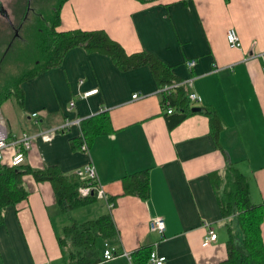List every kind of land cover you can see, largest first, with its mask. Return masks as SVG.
Instances as JSON below:
<instances>
[{
    "label": "crops",
    "instance_id": "crops-1",
    "mask_svg": "<svg viewBox=\"0 0 264 264\" xmlns=\"http://www.w3.org/2000/svg\"><path fill=\"white\" fill-rule=\"evenodd\" d=\"M229 27L238 48L226 44ZM73 29L103 30L126 53H152L173 75L190 81L188 91L200 97L191 106L200 111L167 128L147 66L121 72L108 56L79 46L58 67L22 82V107L9 98L0 111L10 136L31 135L24 163L37 169L56 165L81 180L87 179L84 167L93 165L95 180L88 182L99 183L103 195L93 190L92 203L63 213L48 182L23 176L27 197L3 211L0 264H66L57 243L61 228L71 219L83 221L81 213L107 212L118 233L100 246L128 253L149 246L165 258L163 264H220L225 240L217 233L223 227L207 173L233 163L248 180L251 202L264 204V0H65L57 30ZM189 59L194 65L187 69ZM92 88L96 93L79 98ZM203 108L219 117L217 144ZM101 110L113 131L96 136L87 151L72 149L69 139L78 135V124L65 122ZM11 153L4 148L0 162L8 164ZM143 169L148 198L122 194L120 179ZM155 216L163 219L161 233L148 228ZM207 225L216 239L202 245ZM261 239L264 245V212ZM107 264L130 261L116 256Z\"/></svg>",
    "mask_w": 264,
    "mask_h": 264
},
{
    "label": "trees",
    "instance_id": "trees-1",
    "mask_svg": "<svg viewBox=\"0 0 264 264\" xmlns=\"http://www.w3.org/2000/svg\"><path fill=\"white\" fill-rule=\"evenodd\" d=\"M64 1L56 0L52 13L50 12L51 14L47 16L36 12L32 19L24 20L22 18L24 9L19 8V3L16 1L17 5L13 9V13L19 14L16 23L22 22L19 31L27 33L34 29L39 34L37 35L39 39L35 38L36 45L29 39L28 33L25 38L19 34L20 40L22 37V42L25 43L22 52L30 51L35 47L37 52L34 60L31 59L32 62L29 60L30 55L28 54V57L23 53L19 56L18 52L15 56L17 59L19 57L24 65L31 64V67L25 69L16 78L5 82L4 86L0 88V104L6 99L12 98L21 108L23 92L20 84L46 70L58 67L65 53L71 48L79 46L87 53L95 52L108 56L121 72L147 66L159 92L160 105L164 111L167 128H172L187 115L192 114L190 111L192 106L187 99L186 85L177 86L174 93L162 90L163 87L179 82L180 79L173 75L171 69L161 63L152 53L146 51L126 53L103 30L58 31L59 8ZM139 1L150 2L153 0ZM15 41L17 42V39ZM1 59L0 56V61ZM167 107L171 109L170 113L165 112ZM202 112L208 118L211 134L216 141L217 132L221 128L219 117L214 110L209 108H203ZM78 130V135L70 138L69 144L72 149L83 152L88 150L96 136L109 134L113 131L106 111L102 110L80 119ZM82 144L85 145V149L80 148ZM25 175H30L36 182L49 183L53 192L54 204L59 212L66 213L95 200L94 194L81 197L77 193L78 187L88 183V179L81 180L76 174H64L56 165H45L37 169L30 167L24 161L17 165L0 162V224L3 223L5 208L15 207L27 197L28 191L22 181ZM207 177L213 189L226 237V256L220 264H264V245L261 239L264 204L251 202L246 176L240 173L233 163L228 162L221 172L210 171L207 173ZM120 180L122 194L134 195L141 200L148 198L147 169L126 174ZM117 233L111 214L107 212L84 221L71 219L67 225L61 228L57 236V243L66 264H107L108 261L101 257L103 245L100 246L101 242L99 245V241L111 244ZM149 248V246H140L133 249L130 253V264H146L150 253Z\"/></svg>",
    "mask_w": 264,
    "mask_h": 264
},
{
    "label": "built area",
    "instance_id": "built-area-1",
    "mask_svg": "<svg viewBox=\"0 0 264 264\" xmlns=\"http://www.w3.org/2000/svg\"><path fill=\"white\" fill-rule=\"evenodd\" d=\"M225 40H226L227 46L230 48L240 47V41H239L238 35L232 27H229L226 29ZM184 65L187 69H190L194 65V60L193 59L186 60L184 62ZM189 84H190V81H180V82L170 84L169 86H165L162 88V90L166 91L167 93H174L175 88L177 86H179V85H186L187 86ZM96 91H97L96 88H92V89H89L87 91H83L81 93V95H79V98L92 95V94L96 93ZM131 97L132 98L136 97V94L133 93L131 95ZM187 99L191 105H192V103H196V102L200 101V97L192 91H188ZM73 105H74V100H70L68 102V106L73 107ZM165 112L170 113L171 109L169 107H167L165 109ZM37 115L38 114H36V113H31V117H33V118H37ZM79 120L73 119L72 121H66L65 124H66V126L69 124L77 125ZM2 121L3 120L1 119V116H0V160L3 157V149L6 147H11L12 153H11L10 160H9L8 164H10V165L20 164L24 161L26 151H27V149H29V141H28L29 136L27 133L24 132L23 134H21V136L18 140H13L12 142L8 143L6 141V130H5V127L3 126ZM81 149H85L84 144L81 146ZM84 173H85V177L87 179H90L89 181L95 180L96 173H95V169H94L93 165H86L84 167ZM93 190L95 191V195L97 197H101L103 195V193L99 187V183L92 184L91 182H88L86 185L80 186L78 188V193L81 196H85L89 192H92ZM148 228L150 231L161 233L164 229L163 219L159 216L152 217L148 221ZM215 239H216L215 232L213 231L212 227L207 225V230H206L205 235L203 236L201 244L207 245V244L215 241ZM116 256L124 257L126 260L130 261V253L125 252V251H118L114 247H110L106 243H104L103 249L101 252L102 259L105 261H109L110 259H112ZM164 259L165 258L163 256L156 255L154 252L151 251L148 255V259H147L146 264H163Z\"/></svg>",
    "mask_w": 264,
    "mask_h": 264
},
{
    "label": "rangeland",
    "instance_id": "rangeland-1",
    "mask_svg": "<svg viewBox=\"0 0 264 264\" xmlns=\"http://www.w3.org/2000/svg\"><path fill=\"white\" fill-rule=\"evenodd\" d=\"M2 1L4 4L3 6L7 10L8 16L12 17L13 22L16 24V22L18 21V15L19 14L18 15L14 14L13 13L14 8L13 9H11V8H12V6H14V3L17 1L19 3V8H21L23 10L25 8L24 4L26 1L25 0H2ZM13 1H14V3H13ZM17 2L15 3V7L17 5ZM55 4H56V0H30V6H32L36 12H41L42 15H44V16L45 15L47 16V15L52 13L51 11L55 7ZM29 17L32 19L34 17V15L31 13V14H29ZM27 33H28L29 39H31L33 44L36 45L35 38L37 37L39 39V37L37 36L39 34L34 29H32L31 31H28ZM27 33H25L24 31L23 32L18 31V34H20V36L23 35L24 38H25ZM10 36H11V28H9V26H7V24L4 22V20L0 17V56L2 55V59L0 61V88H2L4 86L5 82L9 81L12 78H16L21 72H24L25 69L31 67V64H28V65L25 64L24 65L23 62L19 59V57H18V59L15 57L18 54V52H19V56L22 53L26 57H28L27 54L30 55L29 60L31 62H32V60H34L35 54L37 52V49H35L36 47L33 49H30V51L22 52L25 43L22 42V37L20 40V36H19V38H17V42L15 41L13 43L12 47H10L7 51L4 50L7 41L10 39ZM18 43H19V46H18ZM13 47H14V52H12ZM19 47H20V50H19ZM3 50L6 52L3 53ZM15 59H17V60H15ZM180 81H182V80H180ZM0 116H1V119L3 120L2 123H3V126L5 127V130H6V141L8 143L12 142L13 140H18L20 138L21 134H23L24 132L27 133L26 131H21V132L17 133L14 137L10 136V134L7 130V127H6L5 120H4V118H2L3 115L1 113V111H0ZM58 130H60V129H58ZM27 134L29 136L28 141H29V148H30L31 135L29 133H27ZM78 211H80V210H78ZM76 213H79V212H76ZM98 216L99 215L97 213L96 214L93 213L90 215L84 214V216H82V213H81L78 215V218H81L84 221V220L96 218ZM217 233H218L219 238L222 237L223 240L226 239L225 232L223 231V228L218 227Z\"/></svg>",
    "mask_w": 264,
    "mask_h": 264
},
{
    "label": "flooded vegetation",
    "instance_id": "flooded-vegetation-1",
    "mask_svg": "<svg viewBox=\"0 0 264 264\" xmlns=\"http://www.w3.org/2000/svg\"><path fill=\"white\" fill-rule=\"evenodd\" d=\"M26 2H25V4H24V6H25V8H24V12H23V14H22V18H23V20L24 19H30V17H29V14H33V15H35L36 14V11H35V9L32 7V6H30V0H25ZM13 3H14V1H13ZM16 3V2H15ZM15 3H14V6H12V8L11 9H13L14 7H15ZM4 4H3V1L2 0H0V10H1V12H0V17L4 20V22L7 24V26H9V28H11V36H10V39H9V41L6 43V46H5V49L4 50H6L7 51V49H8V47H10V45H11V43H13L14 42V39H17V38H19V34H18V31H19V29H20V27H21V25H22V22L21 23H14L13 22V20H12V17H9L8 16V14H7V10H6V8L3 6ZM2 11L4 12V14L6 15V16H4L3 15V13H2ZM22 20V21H23ZM13 45V44H12ZM12 47V46H11ZM3 50V53H5L6 51H4ZM12 52H14V47H13V51ZM1 58H2V55H1Z\"/></svg>",
    "mask_w": 264,
    "mask_h": 264
},
{
    "label": "water",
    "instance_id": "water-1",
    "mask_svg": "<svg viewBox=\"0 0 264 264\" xmlns=\"http://www.w3.org/2000/svg\"><path fill=\"white\" fill-rule=\"evenodd\" d=\"M0 12H1V10H0ZM2 13H3L4 16H6L3 11H2ZM190 111L191 112H197V111H200V108L198 106H192L190 108Z\"/></svg>",
    "mask_w": 264,
    "mask_h": 264
}]
</instances>
